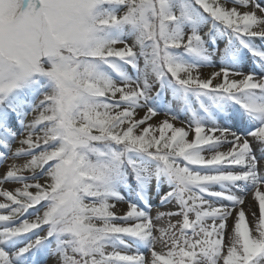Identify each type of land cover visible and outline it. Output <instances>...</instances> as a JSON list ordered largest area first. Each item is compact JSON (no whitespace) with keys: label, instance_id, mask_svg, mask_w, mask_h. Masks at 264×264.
Here are the masks:
<instances>
[{"label":"snow or ice","instance_id":"obj_1","mask_svg":"<svg viewBox=\"0 0 264 264\" xmlns=\"http://www.w3.org/2000/svg\"><path fill=\"white\" fill-rule=\"evenodd\" d=\"M0 168V264H264V0H0Z\"/></svg>","mask_w":264,"mask_h":264},{"label":"rangeland","instance_id":"obj_2","mask_svg":"<svg viewBox=\"0 0 264 264\" xmlns=\"http://www.w3.org/2000/svg\"><path fill=\"white\" fill-rule=\"evenodd\" d=\"M2 171H3V168H0V172H2ZM4 187L11 188V187H13V185H11V184H6V185H4ZM249 198L251 199V196H250Z\"/></svg>","mask_w":264,"mask_h":264}]
</instances>
